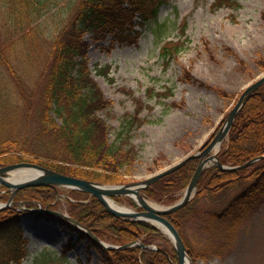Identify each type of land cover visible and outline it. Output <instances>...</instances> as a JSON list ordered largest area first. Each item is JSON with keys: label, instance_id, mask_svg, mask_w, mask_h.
<instances>
[{"label": "rangeland", "instance_id": "obj_1", "mask_svg": "<svg viewBox=\"0 0 264 264\" xmlns=\"http://www.w3.org/2000/svg\"><path fill=\"white\" fill-rule=\"evenodd\" d=\"M237 1V7L215 9L214 0H154L150 7L158 5L156 20L164 24V33L170 39L184 41L179 53L168 62L155 43V21L150 19L140 28L136 11L130 16L132 27L126 28L134 29L135 37L116 41L107 34L96 41L91 33L84 34L90 76L111 101L108 109L97 112L109 127V141L116 142L126 115L139 109L137 116L146 120L129 131V142L138 156L131 174L125 176L128 182L146 180L196 151L214 134L240 92L264 73L256 64L259 58L264 59V0ZM70 6L69 0H57L32 24L43 33L35 36L34 44L7 32L5 2L0 0V54L11 62L27 93L23 98L32 106L28 114L23 112L17 83L0 60V135L24 140L26 148L36 153L35 158L49 155L38 140L44 56L49 51L51 31L67 18ZM241 61L248 73L239 69ZM214 87L232 98L218 95ZM136 101L141 102L139 108ZM159 155L164 158L158 159ZM65 191L60 189L56 207L64 213L68 209ZM181 196L178 194V199ZM129 200L124 198L117 204L135 210ZM211 207V202L202 199L183 221L184 234L199 254L195 264H264V204L233 236L230 231L215 228L213 239L204 230L202 216ZM22 226L28 240V255L22 264H45L43 256H48L51 264H102L96 251L82 242L62 255L68 233L55 221L29 216L22 220ZM223 236L230 237L231 243L216 247L224 242Z\"/></svg>", "mask_w": 264, "mask_h": 264}, {"label": "trees", "instance_id": "obj_2", "mask_svg": "<svg viewBox=\"0 0 264 264\" xmlns=\"http://www.w3.org/2000/svg\"><path fill=\"white\" fill-rule=\"evenodd\" d=\"M154 0H69L67 18L62 20L50 33V46L44 59L43 88L40 94L41 107L38 112L40 131L38 140L47 152L48 158H35V152L25 146V141L0 135V166L18 161L39 163L59 173L103 184H122L125 176L131 174L138 156V150L129 142V131L146 122L137 112L123 118L122 129L116 142L109 141V127L97 112L108 109L111 101L106 99L96 82L90 76L87 64L88 43L83 40L85 33L103 40L107 34L116 41L135 37L136 32L130 16L138 13L141 28L150 18L155 21L152 32L155 43L160 44V56L166 62L175 57L183 42L169 41L163 31L164 24L157 18V6L150 7ZM6 7L7 32L19 35L23 41L36 44V35L42 31L33 27L47 9L57 0H4ZM237 0H214L213 8H234ZM185 28L181 33L184 35ZM42 36V35H41ZM25 42V43H26ZM13 46V45H12ZM11 46V47H12ZM11 47H9L11 51ZM0 54L10 75L17 83V98L22 101L23 112L32 110L30 101L25 100L26 92L11 62ZM264 70V59L256 63ZM239 69L248 70L243 62ZM101 74L102 71H98ZM105 75V73H103ZM213 90L229 99L232 95L219 88ZM33 95H30L31 100ZM139 106L141 102L136 101ZM220 127V125H219ZM219 127L215 130L218 131ZM214 132V133H215ZM264 154V85L259 88L238 113L228 135V140L219 152L220 162L236 166ZM38 156H40L38 154ZM44 158V157H42ZM164 158L159 155L158 159ZM156 162V161H155ZM154 162V163H155ZM199 159H190L179 169L163 176L144 189L147 199L162 205H170L188 185ZM9 193L0 194V202L7 200ZM57 190L53 187L24 188L19 190L15 201H30L49 205L55 200ZM72 201H67L68 213L98 238L115 245L139 241L140 246L124 249H105L75 226L60 221L69 238L63 252L74 250L85 242L88 249L95 250L102 264H178L176 252L167 237L153 225L142 221H126L109 214L94 197L80 191H69ZM202 199L211 202L212 207L202 212L204 230L215 237V228L230 231L232 235L264 204V160L237 171H221L212 166L204 171L194 199L176 213L165 215L182 237L187 254L196 263L199 254L193 243L184 234V219L189 216L193 205ZM226 201L225 203H223ZM223 203V204H222ZM130 204L137 208L132 201ZM187 214L181 216V214ZM34 218L38 214L32 215ZM26 211L5 209L0 211V264H21L28 255V240L24 237L22 220L28 218ZM223 243L216 247L228 246L231 238L222 237ZM156 247L153 249L152 247ZM215 246V245H213ZM212 246V247H213ZM44 254V253H43ZM48 262L49 257L43 256ZM46 264V263H45Z\"/></svg>", "mask_w": 264, "mask_h": 264}, {"label": "water", "instance_id": "obj_3", "mask_svg": "<svg viewBox=\"0 0 264 264\" xmlns=\"http://www.w3.org/2000/svg\"><path fill=\"white\" fill-rule=\"evenodd\" d=\"M263 85H264V73L261 74L259 77H257L255 80H253L240 92L234 106L227 114L218 132L212 138H210L203 145H201L196 152L187 155L179 162L173 164L169 168L151 176L150 178L144 181H138V182H133L119 186H110V185L98 184L96 182L87 181L80 178L66 176L35 163L19 162L12 165L0 167V185L8 188L9 191H11L10 197L7 200V202L0 204V211L6 208H11L15 204L24 203V202L16 203L13 201V198L20 189L26 187L55 186V187H62L71 190L82 191L88 193L91 196L96 197L98 201L105 207L107 212H109L111 215L117 218H122L125 220L142 221L152 224L155 227L161 229L168 236V238L171 240L173 244V247L176 251L178 258V264H186V262L188 264H191L182 238L176 231L175 227L164 216L175 213L176 211L182 209L191 202V200L194 198L195 194L197 193V186L200 177L208 167L215 166L221 171H237L246 168L257 161L264 160V154H263L241 165L225 166L220 162L218 156L222 143L228 139L229 131L238 113L240 112L242 107L246 104V102L253 96V94ZM194 158H199L200 162L194 174L192 175L188 185L186 186L181 198L176 203L169 206H159L156 204L157 206L154 207L150 205L148 200L143 195L142 190L148 187L149 185L155 183L163 176L179 169L188 160ZM20 169L31 170L32 172H34V175L31 178L25 180L12 182L9 179L10 173ZM117 197H129L133 199L134 202L139 207L142 208V210L123 211L113 207L112 205H110L109 201H112V199ZM37 212L42 214L43 213L51 214L58 218L65 219L71 222L78 228L85 231L97 243H99L100 245H102L107 249L110 248L123 249L139 244V243H128L122 247L106 245L99 238H97L91 231L87 230L85 227L80 225L77 221H75L68 215L47 208L42 210H37ZM141 247L144 249L146 246L141 245Z\"/></svg>", "mask_w": 264, "mask_h": 264}, {"label": "bare ground", "instance_id": "obj_4", "mask_svg": "<svg viewBox=\"0 0 264 264\" xmlns=\"http://www.w3.org/2000/svg\"><path fill=\"white\" fill-rule=\"evenodd\" d=\"M33 175H34V172H32L31 170L20 169V170H16V171L11 172L9 179L12 182H18V181H21V180H25V179L31 178ZM109 203H110V205H112L113 207H115L117 209H120V210H123V211L129 210L126 207L120 206V205L116 204L113 201H109ZM150 205H152L154 207L157 206V205H155L153 203H150ZM186 264H188V263L186 262Z\"/></svg>", "mask_w": 264, "mask_h": 264}]
</instances>
